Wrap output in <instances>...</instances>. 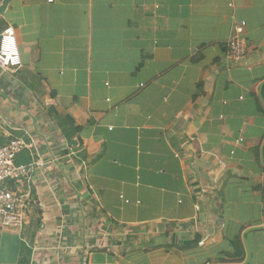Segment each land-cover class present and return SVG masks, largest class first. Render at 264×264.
Returning a JSON list of instances; mask_svg holds the SVG:
<instances>
[{
  "label": "crops",
  "instance_id": "obj_1",
  "mask_svg": "<svg viewBox=\"0 0 264 264\" xmlns=\"http://www.w3.org/2000/svg\"><path fill=\"white\" fill-rule=\"evenodd\" d=\"M9 26L0 147L33 168L0 264H264V0H9Z\"/></svg>",
  "mask_w": 264,
  "mask_h": 264
},
{
  "label": "built area",
  "instance_id": "obj_2",
  "mask_svg": "<svg viewBox=\"0 0 264 264\" xmlns=\"http://www.w3.org/2000/svg\"><path fill=\"white\" fill-rule=\"evenodd\" d=\"M48 1L53 3L55 0ZM245 27L246 22L236 26L234 34L228 41L227 58L233 63L242 61L247 55ZM22 65L15 29L11 26L0 28V68L17 70ZM27 147L24 139L16 137L10 139L7 145L0 147V225L12 231L20 230L27 219V206L21 186L33 166H19L16 163L18 155ZM83 264H87L86 260Z\"/></svg>",
  "mask_w": 264,
  "mask_h": 264
},
{
  "label": "water",
  "instance_id": "obj_3",
  "mask_svg": "<svg viewBox=\"0 0 264 264\" xmlns=\"http://www.w3.org/2000/svg\"><path fill=\"white\" fill-rule=\"evenodd\" d=\"M7 1H9V0H6L5 4L3 5V7H2V9H1L0 11H2V10L4 9V7L6 6ZM250 258H251V254H250V252L248 251V260H249Z\"/></svg>",
  "mask_w": 264,
  "mask_h": 264
}]
</instances>
